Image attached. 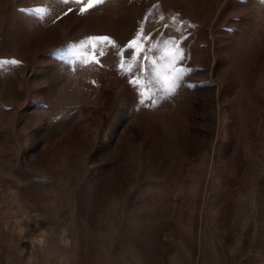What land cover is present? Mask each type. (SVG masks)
Wrapping results in <instances>:
<instances>
[{"label":"rangeland","instance_id":"obj_1","mask_svg":"<svg viewBox=\"0 0 264 264\" xmlns=\"http://www.w3.org/2000/svg\"><path fill=\"white\" fill-rule=\"evenodd\" d=\"M86 3L0 0V264H264V0Z\"/></svg>","mask_w":264,"mask_h":264},{"label":"snow or ice","instance_id":"obj_2","mask_svg":"<svg viewBox=\"0 0 264 264\" xmlns=\"http://www.w3.org/2000/svg\"><path fill=\"white\" fill-rule=\"evenodd\" d=\"M77 2H83V0H77ZM105 2V0H87V3H86V6L85 7H82L81 9H79L80 13L81 14H84L86 12H88L89 10L99 6V5H102L103 3ZM61 3H64V4H67L68 3V0H61ZM69 11H72L71 9H69ZM90 39H93V40H96V41H99L101 44H107V45H111L112 47H116L114 42L111 40L110 37H107V36H97V37H92ZM128 48H133L134 47V42L132 43H129L127 45ZM95 52H96V56L93 57V59L91 60V63L93 64H96V65H100V60L98 58H96L97 56L98 57H103L106 53L104 50H102V48L100 47H96L95 48ZM141 56H143V53H141ZM64 58V57H62ZM181 59H183V57H181ZM3 63H8V61H5ZM10 63H17L15 60H12L10 61ZM121 68H123V63L121 64ZM129 72H131V69H129ZM180 77L177 76L175 79L178 80ZM130 83L133 84L134 87H137L139 88L140 85H139V82L138 81H130ZM152 84V81L149 80L148 84L145 85V87L149 86ZM175 90V84H173V87L169 88L168 91L171 92V91H174ZM138 95L140 96H143V93H138ZM142 104L144 103V100L141 99L140 101Z\"/></svg>","mask_w":264,"mask_h":264}]
</instances>
